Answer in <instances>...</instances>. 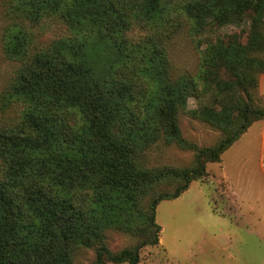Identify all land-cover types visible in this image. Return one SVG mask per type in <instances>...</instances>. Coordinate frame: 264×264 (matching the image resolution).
Instances as JSON below:
<instances>
[{"label":"trees","instance_id":"16d2710c","mask_svg":"<svg viewBox=\"0 0 264 264\" xmlns=\"http://www.w3.org/2000/svg\"><path fill=\"white\" fill-rule=\"evenodd\" d=\"M0 10L1 50L15 64L0 92V264H75L82 251L93 264H139L159 244V203L264 120V0H0ZM245 18L244 42L206 39ZM181 34L195 73L173 71ZM182 115L217 141L186 139ZM170 148L191 163L153 157ZM109 232L134 243L112 251Z\"/></svg>","mask_w":264,"mask_h":264},{"label":"rangeland","instance_id":"374dc122","mask_svg":"<svg viewBox=\"0 0 264 264\" xmlns=\"http://www.w3.org/2000/svg\"><path fill=\"white\" fill-rule=\"evenodd\" d=\"M0 10V34L3 27ZM248 18L222 27H210L206 39L239 36L244 42ZM58 27L43 35L54 37ZM36 31V37L39 36ZM44 38V37H43ZM41 39V36L39 37ZM173 71L195 73L198 57L193 43L183 34L171 42ZM15 64L3 56L0 43V92L13 74ZM258 96L264 106V74L259 77ZM188 110L196 109L193 99ZM183 136L198 146L213 145L219 134L185 115L180 117ZM158 156L162 163L188 166L192 154L170 148ZM207 175L194 181L177 199L156 208L160 226L159 244L140 252L139 264H264V120L254 123L222 155L219 163L206 166ZM134 240L117 232L108 233V246L118 251ZM75 264H93V253L82 251Z\"/></svg>","mask_w":264,"mask_h":264}]
</instances>
